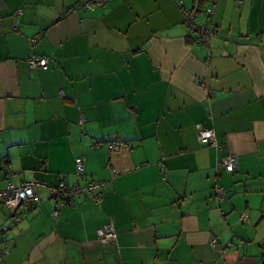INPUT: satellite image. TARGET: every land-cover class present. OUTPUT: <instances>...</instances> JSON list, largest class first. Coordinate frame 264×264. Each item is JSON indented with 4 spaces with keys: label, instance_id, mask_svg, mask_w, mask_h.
<instances>
[{
    "label": "crops",
    "instance_id": "crops-1",
    "mask_svg": "<svg viewBox=\"0 0 264 264\" xmlns=\"http://www.w3.org/2000/svg\"><path fill=\"white\" fill-rule=\"evenodd\" d=\"M85 3L0 0V189L42 184L0 204V264H264V0ZM61 182L101 200L54 216Z\"/></svg>",
    "mask_w": 264,
    "mask_h": 264
},
{
    "label": "built area",
    "instance_id": "built-area-1",
    "mask_svg": "<svg viewBox=\"0 0 264 264\" xmlns=\"http://www.w3.org/2000/svg\"><path fill=\"white\" fill-rule=\"evenodd\" d=\"M99 0H86V8H92L95 2ZM242 1V0H240ZM213 10H211L212 12ZM186 22L192 27V30L198 31L197 42L204 43L205 37L209 35H216V32L209 27L206 26H197L194 22V18L192 17L189 11L185 12ZM30 67L37 68H47L48 67V59L44 56L31 55L29 59ZM198 138L204 144H210L213 146H218V141L216 138L215 131L212 128L200 127L198 130ZM78 172L82 174V158L76 159ZM222 165L228 172H234L237 169V158L235 154L228 153L222 159ZM42 184L37 180L23 181L20 184H15L10 181L8 185L4 189H0V204L8 207L12 213H16L17 210L21 207L28 210L34 204L39 203V197L36 194V187L41 186ZM102 184L100 183H92L86 186H69L64 182H61L56 187L52 188V197L56 198L57 205L54 209L53 215L57 216L58 212L61 208L66 205L75 204L76 198L82 195L90 194L93 196L95 201L100 202L101 196L97 194V190L100 189ZM218 196L221 198L225 195V189L222 187L217 188ZM248 218L247 214H243L241 217V221H246ZM5 230L7 227L4 228ZM98 240L101 244L107 245L114 241L117 236L116 227L114 222H109L108 224L101 226L97 230ZM217 240H213V244H217ZM10 249L7 246H3L0 248V262L3 261V257L5 254H8Z\"/></svg>",
    "mask_w": 264,
    "mask_h": 264
},
{
    "label": "trees",
    "instance_id": "trees-1",
    "mask_svg": "<svg viewBox=\"0 0 264 264\" xmlns=\"http://www.w3.org/2000/svg\"><path fill=\"white\" fill-rule=\"evenodd\" d=\"M14 214V213H13ZM16 214V213H15ZM5 230V229H4ZM4 243V242H3ZM6 245H4V247H5ZM3 247V246H2ZM8 247V246H7ZM9 248V247H8Z\"/></svg>",
    "mask_w": 264,
    "mask_h": 264
}]
</instances>
